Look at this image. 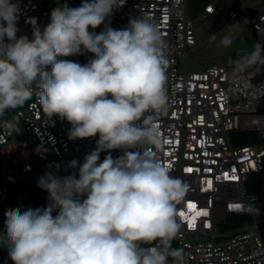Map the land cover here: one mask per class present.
I'll return each mask as SVG.
<instances>
[{"label": "clouds", "instance_id": "9594fccd", "mask_svg": "<svg viewBox=\"0 0 264 264\" xmlns=\"http://www.w3.org/2000/svg\"><path fill=\"white\" fill-rule=\"evenodd\" d=\"M125 3L58 6L43 30L29 18V39L17 35L19 2L0 0V118L35 95L49 118L72 125L70 139L99 135L79 178L52 172L39 178L38 187L49 193L46 208L6 212L0 247L13 264H168L169 257L185 264L184 250L172 242L181 229L177 205L188 187L157 156L165 143L157 118L169 109L168 43L148 17H132L121 30L106 25ZM101 25L100 33L89 31ZM262 52L257 43L235 61L234 72L264 65ZM86 53L94 58L85 65L61 59ZM113 150L122 155L100 162L102 152ZM242 211L259 210L249 205Z\"/></svg>", "mask_w": 264, "mask_h": 264}, {"label": "built area", "instance_id": "2783aa9c", "mask_svg": "<svg viewBox=\"0 0 264 264\" xmlns=\"http://www.w3.org/2000/svg\"><path fill=\"white\" fill-rule=\"evenodd\" d=\"M55 1L13 0L19 2L23 13L17 27L26 22L33 30L29 18L35 17L43 30L51 22L47 7ZM236 1L207 0L194 18L190 0H126L109 17L108 26L117 30L124 29L132 17L151 18L168 43L169 109L157 118L165 141L157 156L170 174L188 187L177 205L181 229L173 240L175 249L184 250L185 264H264V239L256 221L224 233L219 229L229 213L244 212L242 209L253 206L257 198L247 192L246 183L261 169L264 156V113L258 111L259 99L264 96V77L257 79L256 73L246 70L234 72V63L230 62H216L199 72L187 70L188 50L198 43L196 29L206 20L214 23L213 15L221 18L228 12L224 24L236 19L239 10L232 8ZM240 1L242 6L253 8L246 16L251 31L264 36V2L254 8L249 0ZM103 30L89 28L96 33ZM93 58L92 53L61 57L81 65ZM4 121L11 127H5ZM71 128L66 119L49 118L35 95L22 107L7 110L0 125V232H4L9 200L19 208L39 203L47 207L49 193L37 183L42 175L53 173L48 168L50 152L63 163L78 161L71 174L79 175V166L96 149L99 135L72 140ZM233 130L256 131L261 141L234 145L230 137ZM108 155L115 159L122 152H102L100 162ZM29 185L38 189L36 198ZM189 204L194 207L189 208ZM0 264H13L3 247ZM168 264H172V258Z\"/></svg>", "mask_w": 264, "mask_h": 264}, {"label": "rangeland", "instance_id": "374dc122", "mask_svg": "<svg viewBox=\"0 0 264 264\" xmlns=\"http://www.w3.org/2000/svg\"><path fill=\"white\" fill-rule=\"evenodd\" d=\"M262 1L263 0H249L252 7H258ZM240 2V0H237L232 5V8L235 9ZM205 3L206 0H190V10L192 11L194 18H197L200 15ZM247 9L248 5L243 6L239 11L238 17L226 24H224V21L228 17V12L221 18H217L216 15H213L211 16V19L214 23H211L210 20H206L202 26L196 29L198 43L195 47H191L188 50L187 70L189 73L203 71L207 66L216 62H230V64H233L235 63L234 58L236 52L254 48L257 43L261 45L264 43V36L251 31L250 25L246 22ZM100 28H105V25H102ZM214 33H217V35L215 38L211 39L210 37ZM17 35L18 37L26 35L29 39H32L33 30H29L27 23L25 22L19 26ZM225 37L231 38L232 43L229 46H225L221 43ZM180 63L181 69H183L184 60L181 59ZM259 100L261 101V98ZM49 156L48 168L52 170L54 174H57L60 177L71 175L73 168L69 167L70 162L63 163L64 160L58 159L51 152L49 153ZM76 176L79 178L78 174H76ZM41 207L46 208V206L41 203L32 204L24 208L27 210L28 208L36 209ZM172 247H174L173 244ZM169 258L171 259V257Z\"/></svg>", "mask_w": 264, "mask_h": 264}, {"label": "trees", "instance_id": "16d2710c", "mask_svg": "<svg viewBox=\"0 0 264 264\" xmlns=\"http://www.w3.org/2000/svg\"><path fill=\"white\" fill-rule=\"evenodd\" d=\"M190 12H191V16L193 17L194 15L191 10ZM105 24L109 25V18L108 20H106ZM262 45H264V43ZM253 50L254 48L248 50L245 49L243 51L236 52L234 60L237 61L242 56L250 53ZM262 55H264V52H262ZM246 71H251L256 73L257 79H261L262 77H264V65H254L247 68ZM258 111L264 113V96L261 98V101L258 105ZM3 118L4 117L0 118V121ZM230 137L234 145H244L247 143H256L261 141L256 131L233 130L230 133ZM261 165H262L261 169L257 173L251 175L246 183L247 192L250 195H254L257 197L256 200L253 202V207L259 210L258 213L256 214H248L246 212L229 213L227 215L226 222L219 228L221 232L224 233L234 229L245 227L251 225L254 221H256L259 230L262 234V237L264 239V156ZM29 190L32 192V196L36 197L39 195L38 189L30 188ZM9 209H19L20 211H26L25 208H19L14 204L12 200H9L5 208L4 232H6V226H5L6 212ZM172 244L174 245L173 248L175 249V243L173 242Z\"/></svg>", "mask_w": 264, "mask_h": 264}, {"label": "water", "instance_id": "95a60500", "mask_svg": "<svg viewBox=\"0 0 264 264\" xmlns=\"http://www.w3.org/2000/svg\"><path fill=\"white\" fill-rule=\"evenodd\" d=\"M84 2H85V0H57L54 3H52L51 5H49L47 7V9L51 13L54 8H56L58 6H63V5H67L68 7H71V8H78ZM89 2H90V0H89Z\"/></svg>", "mask_w": 264, "mask_h": 264}, {"label": "crops", "instance_id": "0c3cea01", "mask_svg": "<svg viewBox=\"0 0 264 264\" xmlns=\"http://www.w3.org/2000/svg\"><path fill=\"white\" fill-rule=\"evenodd\" d=\"M207 1V0H206ZM262 2H264V0L262 1ZM234 4V3H233ZM242 3L240 2L239 3V5H237L236 7H235V9H238L239 11H240V9L243 7L242 5H241ZM245 6V5H244ZM254 8H256V7H254ZM203 10V9H202ZM253 10V8H250L249 6H248V9H247V13H246V16H247V14H249L251 11ZM246 22H248L247 20H246ZM7 117V113L5 114V116H4V118L0 121V125H1V123H2V121L5 119ZM28 189H30V188H33L34 189V187L33 186H28L27 187ZM37 197V196H36ZM36 197H34L33 196V198H36Z\"/></svg>", "mask_w": 264, "mask_h": 264}, {"label": "snow or ice", "instance_id": "6c2138e0", "mask_svg": "<svg viewBox=\"0 0 264 264\" xmlns=\"http://www.w3.org/2000/svg\"><path fill=\"white\" fill-rule=\"evenodd\" d=\"M189 171H191V169H189ZM188 207H189V208H193L194 205L189 204ZM181 215L183 216V213H181Z\"/></svg>", "mask_w": 264, "mask_h": 264}]
</instances>
